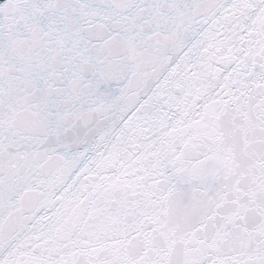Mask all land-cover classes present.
<instances>
[{
    "label": "snow or ice",
    "instance_id": "snow-or-ice-1",
    "mask_svg": "<svg viewBox=\"0 0 264 264\" xmlns=\"http://www.w3.org/2000/svg\"><path fill=\"white\" fill-rule=\"evenodd\" d=\"M0 264H264V0H0Z\"/></svg>",
    "mask_w": 264,
    "mask_h": 264
}]
</instances>
